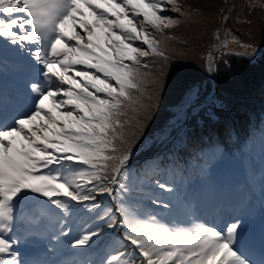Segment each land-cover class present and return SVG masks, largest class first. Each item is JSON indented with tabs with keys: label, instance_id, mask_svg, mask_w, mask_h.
<instances>
[{
	"label": "snow or ice",
	"instance_id": "snow-or-ice-1",
	"mask_svg": "<svg viewBox=\"0 0 264 264\" xmlns=\"http://www.w3.org/2000/svg\"><path fill=\"white\" fill-rule=\"evenodd\" d=\"M167 5L185 15L177 0H0V41L26 52L42 77L26 111L0 112V264H26L19 237L8 234L18 220L35 234L44 217L59 225L55 239L69 234V218L79 220L74 249L92 247L102 225L117 229L99 264H253L236 247L239 219L225 229L166 222L141 210L125 182L131 148L118 147L128 124L121 118L145 84L141 58L169 59L149 31L180 23L162 14ZM97 196L115 199V211ZM27 201L38 215L23 214Z\"/></svg>",
	"mask_w": 264,
	"mask_h": 264
},
{
	"label": "trees",
	"instance_id": "trees-1",
	"mask_svg": "<svg viewBox=\"0 0 264 264\" xmlns=\"http://www.w3.org/2000/svg\"><path fill=\"white\" fill-rule=\"evenodd\" d=\"M177 2L184 16L173 12L170 5L162 14L180 23L164 29L162 34L149 28L169 59L152 55L141 58L149 65L140 69L145 84L142 92H132L134 103L121 118L128 124L126 143L118 142V147L122 151L130 147L131 153L135 152L128 161L131 165L126 167L127 177L143 175L146 167L134 160L156 152L158 156L176 154L185 158L201 154L212 144L226 152L237 151L249 145L254 132L264 126V0L253 4L230 0L222 25L224 38L213 56L214 98L194 111L182 133L179 127L173 128L191 104L205 100L213 90L206 61L218 44L216 28L224 5L223 0ZM169 128V133L162 134ZM170 137L172 142L160 151ZM145 139L151 141L139 150ZM158 156L148 160L155 171L163 161Z\"/></svg>",
	"mask_w": 264,
	"mask_h": 264
},
{
	"label": "rangeland",
	"instance_id": "rangeland-1",
	"mask_svg": "<svg viewBox=\"0 0 264 264\" xmlns=\"http://www.w3.org/2000/svg\"><path fill=\"white\" fill-rule=\"evenodd\" d=\"M224 1V5H222V7H221V9H220V14H221V17L219 18V23H218V25H217V37H219L220 39H222V37L224 38V33H223V35L221 34V32H220V20H221V18H222V25H223V21H224V19H225V17H226V15L228 14V10L225 12V8L228 6V0H223ZM244 1H246V3H249V4H253L256 0H244ZM213 3H216V0H215V2H213ZM213 6V5H212ZM225 13V14H224ZM263 23V25H264V22H262ZM259 32L261 33V34H263V31H262V28L259 30ZM232 44L233 43H230V46L232 47ZM232 48H234V49H237L236 47H232ZM13 50V47L11 46V45H6V48H4V50H3V53L4 54H8L10 51H12ZM242 50H246V48H243ZM248 52V54H250V51H247ZM40 80V79H39ZM196 105L195 106H193V110H195L196 108ZM192 110V111H193ZM188 111H186L185 113H184V115H183V120H182V122L180 123V127H182V126H184V124H185V122L187 121V119H188V116H189V114L190 113H187ZM167 132V130H165L162 134H165ZM144 144H145V142H144ZM258 194V193H257ZM242 224L243 223H241L240 224V227L242 226ZM246 233V238H245V244H247V246H248V248H252V249H254V250H256L258 253L260 252V248H258L257 246H256V244H255V237H254V233H255V228L252 226L250 229H249V231L248 232H245ZM257 237V236H256ZM262 259H264V256H260Z\"/></svg>",
	"mask_w": 264,
	"mask_h": 264
},
{
	"label": "clouds",
	"instance_id": "clouds-1",
	"mask_svg": "<svg viewBox=\"0 0 264 264\" xmlns=\"http://www.w3.org/2000/svg\"><path fill=\"white\" fill-rule=\"evenodd\" d=\"M220 32H221V34L223 35L222 19L220 20ZM217 38H218V43H219L220 40L223 39V37H222V39H220L219 37H217ZM220 44H221V43L218 44L217 48H220ZM213 56H214V53L212 52L211 55L208 57V59H207V61H206V67H207V64H208L209 66L211 65V60H212L213 68H214ZM210 57H211V59H209Z\"/></svg>",
	"mask_w": 264,
	"mask_h": 264
},
{
	"label": "water",
	"instance_id": "water-1",
	"mask_svg": "<svg viewBox=\"0 0 264 264\" xmlns=\"http://www.w3.org/2000/svg\"><path fill=\"white\" fill-rule=\"evenodd\" d=\"M209 59H211V57ZM207 68L209 69L210 73H213V69H212L213 68V63H212V60H211V65L210 66L207 64ZM213 82L215 83L214 80H213ZM213 97H214V92L210 96V100L213 99Z\"/></svg>",
	"mask_w": 264,
	"mask_h": 264
},
{
	"label": "bare ground",
	"instance_id": "bare-ground-1",
	"mask_svg": "<svg viewBox=\"0 0 264 264\" xmlns=\"http://www.w3.org/2000/svg\"><path fill=\"white\" fill-rule=\"evenodd\" d=\"M208 77L211 78V77H213V75H212V74H209ZM213 88H214V87H213ZM190 196L192 197V195H190ZM259 256H260V255H259V253H258V254L256 255V257H255V261L258 260V257H259Z\"/></svg>",
	"mask_w": 264,
	"mask_h": 264
}]
</instances>
